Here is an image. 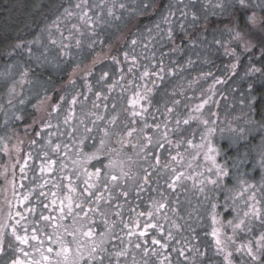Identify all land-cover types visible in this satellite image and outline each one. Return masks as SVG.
<instances>
[{
  "label": "snow or ice",
  "instance_id": "1",
  "mask_svg": "<svg viewBox=\"0 0 264 264\" xmlns=\"http://www.w3.org/2000/svg\"><path fill=\"white\" fill-rule=\"evenodd\" d=\"M157 6V0H139L135 6L132 0H75L72 8L65 9L64 13L65 18L74 17V21L69 19L71 27L61 30V22H57L55 31H49L47 43L40 48L27 43L16 44L14 47L27 53L28 60L34 64L6 67L0 73V112L6 118L4 124L22 119L16 112L29 102L26 94L34 83L33 77L39 75L34 65L53 62L59 65L64 62L63 58L72 55V49H92L104 43L99 38V30L105 26ZM208 7L210 12L205 11L201 0H170L167 3V14L161 11L160 15L162 22L169 26L166 38L172 43L173 52L182 51L174 37V33L180 31L189 36L187 43L194 47L215 45L217 50L224 49L225 54L238 59L231 46L237 49L242 46L243 52L253 56L259 51L264 62V15L255 11L259 8L264 13V0L258 3L208 0ZM225 17L228 26L221 28ZM189 26L195 31L188 33ZM157 28L163 31L159 25ZM205 33L212 39L208 40ZM131 45L134 49L137 40L132 39ZM144 48L148 49L149 44ZM165 55L161 53L157 58L152 52L138 57L125 52L123 61L111 56L113 64L125 63L128 67L126 71L121 69L119 79L103 71L96 80L98 88L87 82L92 67L99 62L97 58L87 68L77 65L73 69V76L80 75L85 80L84 91L74 88L70 94L57 95L59 103L49 102L47 95L43 98L37 95V109L43 108L48 113V118L41 121L43 129L55 131L42 130L30 136V149L37 152L36 159L40 161L39 175L37 168L29 163L33 159L32 150L15 160L13 187L15 191L26 189L28 194L20 192V209L15 217L9 213L13 222L0 223V264H174L173 252L183 258L184 264H207L209 246L200 242L197 228L208 216L212 221L213 255L221 257L220 264H236L234 257L237 255L243 264H264V209L261 207L264 197L257 198L254 186L240 180L237 189H227L234 194L229 197L232 204L226 205V209L231 207L236 215L224 224L216 212L218 204L208 194L209 185L211 191L223 187L222 182L230 177L232 169H240L251 156L252 149L246 145L249 151L234 158L230 168L227 160L223 165L217 163L216 150L210 144H194L193 140L182 136L188 131L183 126L198 119L195 113L202 109L206 100L187 113L179 110L180 100L174 98L171 106L166 100L155 112L149 110L153 107L150 97L159 83L184 70L178 61L166 64ZM196 55L201 59L199 53ZM154 59L156 63L152 64ZM141 60L149 62L142 70ZM185 63L191 66L196 61L188 57ZM236 66L232 64L233 69ZM249 71L264 77L262 68L249 66ZM200 79L197 77L189 82L188 87L199 83ZM69 83L75 86L76 82L70 79ZM117 88L119 96L115 95ZM45 91H55L54 83ZM128 93L131 96L125 106L122 101ZM176 94L174 88L171 96ZM247 100L248 94H245V103ZM53 119L57 121L55 125ZM247 123L250 129L260 133L259 166L264 167V112L258 121L249 119ZM25 135H29L27 130ZM36 136H42V140L38 141ZM10 139L0 138V151L9 156L13 151H21L19 144L5 143ZM201 139L203 141L204 137ZM88 140L96 141L91 151H85ZM38 143L40 148L36 149ZM201 148H206L202 155L210 162L206 171H197L191 164L184 166V153L197 159ZM160 150L168 152L170 159L162 158L158 154ZM92 161H97L99 167L92 164L94 170L89 171ZM131 163L139 164L136 173L132 172ZM17 169L19 181H16ZM29 171L34 179L31 185H26L23 181L28 179ZM260 190L264 191V185ZM146 192L154 195L149 196L148 207L138 212L132 201L143 199L142 194ZM33 194L36 199L43 197L38 206L46 212H37L36 202L31 198ZM241 197L246 207H240ZM126 214H129L127 220ZM133 214L144 218L143 228L138 219H133ZM32 217L34 221H30ZM224 228H231V235L222 234ZM147 229L154 230L150 244L141 239L148 235ZM240 234L244 239L237 243L236 237Z\"/></svg>",
  "mask_w": 264,
  "mask_h": 264
},
{
  "label": "rangeland",
  "instance_id": "2",
  "mask_svg": "<svg viewBox=\"0 0 264 264\" xmlns=\"http://www.w3.org/2000/svg\"><path fill=\"white\" fill-rule=\"evenodd\" d=\"M160 1H164L165 4L161 5L166 7L167 3L170 2V0H157V8L160 7ZM259 0H255L254 3H258ZM75 1L72 3L70 7L67 9H71L72 6L74 5ZM133 6H135L137 3H139V0H132ZM205 11L210 12L211 9L208 7V2L205 4ZM154 9V8H153ZM259 9V8H257ZM65 11L61 16H59L55 21H53L48 27V32L52 30L53 32L55 31V25L57 22H61V30H64L65 26L71 27V24L69 23V19L74 21L73 18H65L64 16ZM141 13V12H140ZM138 13V14H140ZM136 14V15H138ZM135 15V16H136ZM129 19V17H126L122 21L115 22L109 26H105L103 29L104 33H108L109 29H115L119 25L124 24L125 20ZM155 34V33H154ZM40 46L44 43H47V40L45 42L40 41ZM160 43V42H159ZM149 44L148 42H143L140 44L136 51L134 52L135 56H142L144 54H151L152 52H155L156 57H160V53L157 52L155 49L152 48V45L149 44V48L145 49L144 45ZM218 47V46H216ZM211 48L207 45H201L196 51L198 53H202L201 56H204L205 53L208 51V49ZM74 55H76L78 52H72ZM87 53V51L85 52ZM112 52L107 49L104 50V52L98 53L94 52V58L93 61L99 58V62H97L95 65L98 66L99 64H104L106 63L109 55ZM124 53L121 51L118 55L119 59L123 61L124 59ZM72 55V56H74ZM72 59V58H70ZM109 60L112 63L111 58ZM74 63L76 65L77 63V57L74 59ZM149 62L147 60H141L140 61V68L142 70L144 64H148ZM152 64L156 63V60L151 61ZM166 63V61H165ZM90 64V63H89ZM113 64V63H112ZM167 64V63H166ZM56 66L57 64L50 63L45 66ZM115 65L114 72H111L113 79H119L120 71L121 69H124L126 71L128 65L125 63H122L120 65ZM74 67V66H73ZM82 68H85V66H81ZM74 67L73 69H75ZM73 69L71 70L70 74L66 77L65 80V86L67 87V91L64 90L63 92L57 91V95H67L70 94L74 89L75 91L80 90L84 91L85 89L81 90L80 87L77 85V78L80 75L73 76L72 72ZM111 70L112 68L109 67ZM86 74V73H85ZM101 74V73H100ZM100 74L98 75L97 79L99 78ZM184 77H189V76H184ZM197 77H201V81L204 83H197L194 84L192 87H188L189 82L195 80ZM172 76L166 78L165 81H162L159 83L158 88L154 89L153 94L151 95L150 99L152 100L153 107H151L149 110L152 112H155L156 107H162L164 102L166 100L169 101V106H171L170 101L171 99H178L180 100V105L179 110L182 113H187L189 112L192 108H195L197 104H201L203 101H207V103L203 104L202 109L199 112L195 113V116L198 119H193L188 126H183L184 128H187V132H183L182 136H186L188 139L193 140L194 144H210L212 148L216 150V155L215 159L219 165H223L225 161L227 160L229 163V167L231 168V161L235 158V155L237 154L238 150L237 149L240 145L243 149V154L247 153L249 151V147H246V145L250 146L252 149V154L251 156L248 157L247 161L240 167V169L237 171L236 169H232V174L230 175L229 178H226L222 184V188H217L215 191H211L212 186L209 185V196L214 198V202L218 204L216 208V212L219 213V220L227 224L228 220L233 219V217L236 215V212L233 211L231 207H228L226 209V205H231L232 200L229 198L231 195L234 193H231L227 191V189H237L239 187V181L243 180L247 182V185H252L256 189V195L257 198L264 197V191L260 190V186L264 185V167H260V157H259V152L261 151L259 145L261 144L260 140V133L256 132L252 129L249 128L248 125V120H255L254 114H253V109H252V101L247 100V103H245V95L242 94H237L233 93L230 96L223 95L222 94V89L224 88V81L221 80V77H216V78H211L210 81L209 77H202L201 74L196 75L194 74L192 77L181 80V76L178 75V81H172ZM73 79L75 80V86L69 83V80ZM175 79V78H173ZM219 80L220 83H217L216 81ZM33 85L29 86V90H32L34 95H37L39 91H41L39 97L41 98L43 95H45L44 90L45 88H42L38 81H36L33 78ZM208 81V82H207ZM87 82L91 83L89 77H87ZM179 82V83H177ZM207 82V83H205ZM82 84H85V80L82 81ZM162 84V87H161ZM164 85V86H163ZM77 86V87H76ZM95 87H100L99 84H96ZM161 87V88H160ZM177 89V94L175 97L171 96V93L173 92V89ZM209 89H211V92H209ZM183 93V95H180L179 93ZM167 93V95H166ZM120 89L117 88L115 90V95L119 96ZM131 93H128L124 96L123 103L125 106H127V101L130 98ZM227 96V97H226ZM49 97V95H48ZM57 96L53 97L50 96L49 102H56L59 103V101L56 99ZM39 104V103H38ZM184 108H182V107ZM183 109V111H182ZM46 110L41 108L38 112L41 114L45 112ZM18 115V113H16ZM159 115V114H157ZM42 120L45 119V116H41ZM160 119H163V117H160ZM36 121V129H39L38 133H41L43 131H55V129H49V130H44L43 125L41 121ZM13 120L9 121L12 122ZM22 120H16V122H21ZM53 125L57 123L56 119L52 120ZM34 125L33 122L30 123L29 126H27L25 129L23 128L22 135H20L19 131L14 132L13 135H10V140H6L5 143L9 144L10 146H14L19 144L20 145V152H15L13 151L11 153V156L5 155L2 151H0V223L4 224H10L13 221L9 219V213L15 217V213L17 210L20 209V201L18 199L20 192H23L24 194H28L26 189H20L19 191H15L13 187V166L15 164V160L17 157H24L25 153L30 149L28 147V135H25V132L27 130L28 133H30L32 126ZM193 125V126H192ZM192 126L194 128V133H193V128L190 127ZM210 130V134H209ZM204 137V140L202 141L201 137ZM37 140L40 141L42 140V136H36ZM225 139V147L228 146L227 149H234L235 152L231 150L230 154L228 155L230 158L226 159L223 155L221 156V146L223 143V140ZM87 148H85V151H91L92 150V145L96 144L95 140H88L86 141ZM116 147H119V145H115ZM36 149L40 148V144L38 143L35 146ZM201 155L197 159H193L192 156L189 153H184V160H183V165L186 166L187 164H191L193 169H196L197 171L200 172H205L206 171V165L210 163L209 161H206L203 157V153L206 151V148H201L200 150ZM159 155L162 156L164 159H170L168 152L160 150L158 152ZM173 154H175V150H173ZM37 152L35 150H32V156L33 159L29 161V163L37 168V175L38 173V167L40 165V161L36 159ZM211 155V154H209ZM222 157V158H221ZM69 164H71V161H68ZM105 163L107 161L105 160ZM92 164H96L97 167H99V163L97 161H92L91 164L88 165V170L93 171L94 169L92 168ZM131 170L133 173H136L139 170V164L138 163H131L130 164ZM125 170H128L127 167ZM208 175H211L210 173H207ZM20 174L18 169L16 170V181H19ZM34 179V175L31 171L28 172V179L24 180L23 183L26 185H31L32 180ZM42 182V181H40ZM38 182V183H40ZM161 184H163V181H160ZM191 183V182H189ZM37 191H39V188L37 187ZM251 191V189L249 190ZM143 199L137 200L133 199L132 204L133 206L137 207V211H144L148 207V198L149 196H153L154 193L151 192H146L143 193ZM247 193H245V196ZM33 200H35L36 205H37V212L41 211H47L42 208H40L39 201L43 200V197H40L39 199H36L35 195L33 194L31 197ZM202 199V197H200ZM195 203V200L193 201ZM240 207H246L243 203V197H241L240 201H238ZM261 207L264 209V200H261ZM27 215V213H26ZM129 214H126L125 219L127 220ZM133 219L136 220L138 219L139 222L141 223V228H143V219L144 218H137L133 214ZM35 217L30 218V221H34ZM202 226L201 230V237L200 239L201 242L207 240V244L210 249H212V260L215 257L216 259L213 261L218 260V256H214L213 252L215 250L214 248V240L212 236L210 235L211 233V227H212V221L211 217L208 216L206 219H202L201 221ZM138 229L137 231H139ZM148 235L146 237L141 238L142 240H148L149 244L151 241V238L154 234L153 229H147ZM222 234L227 233L228 235H231V228H224L221 230ZM155 235L158 237V233H155ZM135 238V237H134ZM11 239V237H9ZM244 239V235L240 234L236 237L237 243L242 241ZM174 243V242H173ZM178 247V246H177ZM214 256V257H213ZM173 261L175 260L177 264H184L183 258L179 257L177 253L173 252L172 253ZM211 258V257H210ZM220 262H221V257ZM236 264H243L241 257L239 255L234 257ZM211 260V261H212ZM174 262V264H176ZM209 264H212L211 262Z\"/></svg>",
  "mask_w": 264,
  "mask_h": 264
},
{
  "label": "trees",
  "instance_id": "3",
  "mask_svg": "<svg viewBox=\"0 0 264 264\" xmlns=\"http://www.w3.org/2000/svg\"><path fill=\"white\" fill-rule=\"evenodd\" d=\"M74 1L75 0H0V73H2L6 67H14L15 65H20L23 67L26 63L34 64L33 61L28 60L27 53L21 52L20 49H16L14 46L18 43H27L34 48H40V41L45 42L48 38V26L59 16H61L65 9L70 7ZM201 2L206 4L208 0H201ZM254 2L255 0H253V3ZM159 4V8H151L148 9L147 12H141L134 17H129V19L125 20L124 24L119 25L115 29H109L108 33L103 32L104 28L99 30V38L103 40L104 43L96 44L92 49L84 48L79 51L72 49V52L78 53L76 55L72 53L74 56L71 55L69 57L63 58L64 62L56 66L41 65L36 67L34 65L35 71L39 75L38 77L33 78L41 83L40 86L45 88V90L51 87V85L54 83L55 91L44 90V93L47 96L49 95V97L52 95L55 97L57 96L58 90L61 92L64 90L67 91V87L65 86V82L67 80L65 79L74 67L80 65L87 68L93 64L94 52L102 54L104 50L107 51L108 49L112 52L109 55L110 57L118 55L121 51L135 55L134 52L136 51L137 47L143 42H148L157 52L160 54H166L164 59L168 65H172L174 61H178L179 65L183 66L184 70L179 73L181 80L188 79L194 74H201L202 77H209L208 81H210L211 78L221 77V80L225 82L224 88L221 90L223 95L225 94L230 96L233 93H243L244 95L248 94V100L252 101L253 103L252 109L254 110L253 114L255 120L258 121L260 119V114L264 112V77H261L260 73L250 74L249 66L264 69V62L261 60L259 51L254 49L256 54L253 56L251 53L243 52L242 46L241 48L237 49L234 45H232V50L237 52L239 57L237 59L236 57L225 54L224 49L217 50L218 47L213 45L208 49L204 56H201L202 53H199L201 59H197L196 54L198 52L196 50L201 45L199 47H194V45L187 43L189 39L188 35L180 31H176L174 33L175 43L181 46L182 51L180 53L173 52V45L166 38V32L169 26L162 22L160 15L161 11H164L165 14H167L166 7H161V5L165 4V2L160 1ZM255 11L258 14L264 15L260 9H255ZM209 18L213 20L216 19L214 16H210ZM243 20L244 17L241 16V23H243ZM158 25L163 31H158ZM220 26L221 28H226L228 26L227 17L224 18ZM187 31L188 33H192L195 31V29L189 26ZM205 36L208 40L212 39V37L207 35V33H205ZM132 39L137 40V45L134 47V49L131 45ZM86 51L87 53H85ZM185 53H187V56H185ZM76 57L77 63L75 65L74 59ZM110 57H108L107 61H105L106 63L101 65L99 64L98 66L94 65L92 67V75L88 76L91 84L96 85L97 77L103 71H108L109 73L114 72L115 65L109 60ZM188 57H191L196 61V63L191 66L187 65L185 60ZM232 64L237 65L235 69L232 68ZM173 66L175 67L176 65ZM109 67L112 69L110 70ZM50 73L51 76L49 75ZM186 75L189 77H184ZM172 77L175 78H172V81H178V76ZM82 81L83 79H81L79 76L77 78V85L81 90L84 89L85 85L82 84ZM200 83L204 82L200 80ZM254 90L255 94L252 95ZM40 93L41 91L38 92L39 95ZM37 95H34L32 90H29V92L26 94V100L29 102H26L24 105L20 106L21 111L16 112L22 117V119H20L22 121L19 123L16 122V120H13L12 122H9L7 125H5L4 121L6 118L3 115V112H0V138L10 137V135H13L16 131H19L20 135H22L23 128L25 129L30 125L31 122H33L34 125L32 126L27 137V141L29 142L27 148H29L31 143L30 136L35 135L39 131V129H36V121L42 120L41 116H45V119L48 118L47 111L41 114L38 112L39 110L37 109V105L39 100L37 99ZM45 95H43L41 98H43ZM13 111L16 110L13 109ZM225 144L226 143L224 139L220 148L221 156L223 155L226 159H229L230 157L228 155L230 154L231 150L233 153L235 150H238L235 158L238 155H242L243 149L241 145L235 150L231 148L230 150L227 149L228 146H224ZM201 227L197 228L199 240L203 238L201 237L200 233ZM207 240L208 239L200 242L207 244ZM211 255L212 249L208 248V257L206 258L207 264L210 262L212 264H220V258L217 257L218 260L213 261L216 258L213 256L214 258L212 260ZM174 262L176 263L175 260Z\"/></svg>",
  "mask_w": 264,
  "mask_h": 264
}]
</instances>
